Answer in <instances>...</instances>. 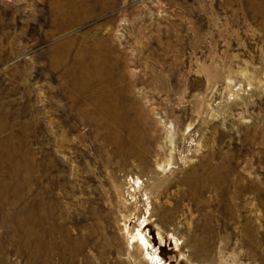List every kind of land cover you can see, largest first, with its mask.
Returning <instances> with one entry per match:
<instances>
[{
	"label": "rangeland",
	"instance_id": "obj_1",
	"mask_svg": "<svg viewBox=\"0 0 264 264\" xmlns=\"http://www.w3.org/2000/svg\"><path fill=\"white\" fill-rule=\"evenodd\" d=\"M0 264H264V0H0Z\"/></svg>",
	"mask_w": 264,
	"mask_h": 264
},
{
	"label": "bare ground",
	"instance_id": "obj_2",
	"mask_svg": "<svg viewBox=\"0 0 264 264\" xmlns=\"http://www.w3.org/2000/svg\"><path fill=\"white\" fill-rule=\"evenodd\" d=\"M133 142H134V141H133ZM207 177H208V175H207ZM208 178H209V177H208ZM210 180H211V179H210ZM208 181H209V180H208ZM211 181H212V180H211ZM210 185H211V183H210ZM138 236H139V235H138ZM144 238H145V237H144ZM139 239H140V241H141L142 238L139 237ZM143 240H144V239H143ZM143 242H144V241H143Z\"/></svg>",
	"mask_w": 264,
	"mask_h": 264
}]
</instances>
